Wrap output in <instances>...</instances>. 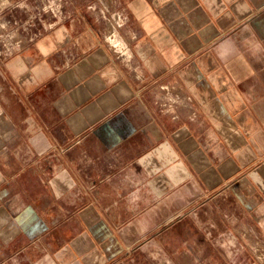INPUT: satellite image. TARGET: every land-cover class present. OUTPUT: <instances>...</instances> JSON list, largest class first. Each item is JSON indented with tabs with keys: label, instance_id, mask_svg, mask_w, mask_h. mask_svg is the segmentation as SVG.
<instances>
[{
	"label": "crops",
	"instance_id": "crops-1",
	"mask_svg": "<svg viewBox=\"0 0 264 264\" xmlns=\"http://www.w3.org/2000/svg\"><path fill=\"white\" fill-rule=\"evenodd\" d=\"M104 21L0 64V264L264 251V0H117Z\"/></svg>",
	"mask_w": 264,
	"mask_h": 264
},
{
	"label": "rangeland",
	"instance_id": "rangeland-1",
	"mask_svg": "<svg viewBox=\"0 0 264 264\" xmlns=\"http://www.w3.org/2000/svg\"><path fill=\"white\" fill-rule=\"evenodd\" d=\"M116 1L0 0L1 66H11L14 58L19 57L21 64L29 66V60L33 64L34 57L30 58V49L34 48L38 40L51 33L59 34L63 43L67 38L66 32L70 35L73 29L76 31L77 27H86V24L102 32L105 28L104 15L114 9ZM64 45L66 44H62ZM66 48L64 46V49ZM179 101L182 100H177ZM0 114L4 116L2 106ZM250 252L254 254L253 250ZM253 254L247 253V258L239 260L236 264H264L263 250H257ZM212 264H219L215 257Z\"/></svg>",
	"mask_w": 264,
	"mask_h": 264
},
{
	"label": "built area",
	"instance_id": "built-area-1",
	"mask_svg": "<svg viewBox=\"0 0 264 264\" xmlns=\"http://www.w3.org/2000/svg\"><path fill=\"white\" fill-rule=\"evenodd\" d=\"M165 92L163 96L160 98L162 102L166 105L177 103L174 95V91L171 88L165 87ZM185 101V100H184ZM185 104H188V100H186Z\"/></svg>",
	"mask_w": 264,
	"mask_h": 264
},
{
	"label": "bare ground",
	"instance_id": "bare-ground-1",
	"mask_svg": "<svg viewBox=\"0 0 264 264\" xmlns=\"http://www.w3.org/2000/svg\"><path fill=\"white\" fill-rule=\"evenodd\" d=\"M3 121V120H2ZM6 122V121H5ZM4 123V122H3ZM9 128V127H8ZM9 130H10V128H9ZM10 135V134H9Z\"/></svg>",
	"mask_w": 264,
	"mask_h": 264
}]
</instances>
